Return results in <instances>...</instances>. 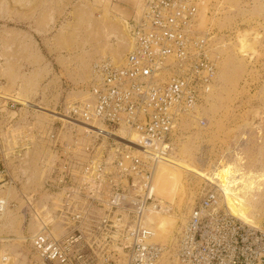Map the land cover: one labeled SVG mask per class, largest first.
<instances>
[{
    "label": "rangeland",
    "instance_id": "rangeland-1",
    "mask_svg": "<svg viewBox=\"0 0 264 264\" xmlns=\"http://www.w3.org/2000/svg\"><path fill=\"white\" fill-rule=\"evenodd\" d=\"M145 1L0 0V156L14 181L0 190L8 201L0 216V247L11 264H42L30 242L40 224L24 200L32 196L33 210L40 215L44 209L49 222L59 205L61 194L46 184L68 153L53 146L50 134L61 145L81 138V148L72 153L84 157L88 140L83 130L54 115L88 99L95 61H122L129 46L126 23L139 15ZM200 1L196 28L214 36L216 82L170 139L166 159L175 165L177 193L168 201L153 192L167 210L158 215L164 225L145 219L155 232L150 242L168 250L159 264H175L177 234L210 182L223 189L227 182L243 184L264 173V0ZM121 6L130 12L122 14ZM252 196L254 222L247 223L262 229L264 195ZM52 224L51 234L61 237L64 229L55 217ZM85 254L100 264L89 251Z\"/></svg>",
    "mask_w": 264,
    "mask_h": 264
},
{
    "label": "built area",
    "instance_id": "built-area-1",
    "mask_svg": "<svg viewBox=\"0 0 264 264\" xmlns=\"http://www.w3.org/2000/svg\"><path fill=\"white\" fill-rule=\"evenodd\" d=\"M201 4L146 0L126 23L129 46L122 61H95L88 99L67 105V124L85 128L84 157L72 153L81 148V138L61 145L51 133L53 146L68 153L46 184L61 194L59 205L49 222L44 209L40 215L33 210L32 196L24 200L40 224L30 242L42 264H92L86 251L100 264H158L164 246L150 242L153 231L145 223L148 208L160 209L151 193L154 165L169 157L177 124L194 114L216 82L214 36L196 28ZM96 124L134 134L142 152L95 132ZM3 160L0 156V190L14 183ZM7 207L0 197V216ZM53 217L64 229L59 238L50 231ZM175 258L176 264H264V227L254 229L232 217L209 183L177 234ZM0 264H11L1 247Z\"/></svg>",
    "mask_w": 264,
    "mask_h": 264
},
{
    "label": "bare ground",
    "instance_id": "bare-ground-1",
    "mask_svg": "<svg viewBox=\"0 0 264 264\" xmlns=\"http://www.w3.org/2000/svg\"><path fill=\"white\" fill-rule=\"evenodd\" d=\"M119 63V62H118ZM115 63V64H118ZM93 76V75H92ZM67 116V115H66ZM54 118L63 121L67 123V121L70 122L68 117H65V114H60L56 112V115H54ZM76 128H81L83 132L85 131V128L82 127V125L71 123ZM94 131L99 132L103 134L106 137H113L117 140L123 141L127 145H133L136 148V153L140 154L141 148H139L136 140V136L132 133H129L126 130H119L117 132H109L104 130L100 125L96 124L94 125ZM98 129V130H97ZM90 132V131H89ZM127 133L128 135L124 134ZM103 144H105V139H103ZM103 146V145H102ZM174 163L170 161V159H158V162L154 165L153 170V180L154 183L152 184V196L153 192H157V194L160 197H163L164 199L172 200V197L177 193V189L179 188L177 181V174L174 171ZM156 169V176L154 178V172ZM256 179L253 180V178L249 177L247 178L246 182L243 184H236V183H229L227 182V185H224V188L222 189L220 185H216V183H211L212 185H215L219 192L221 193L223 204L226 206V209L228 213L240 221L242 224L247 225L248 227L254 228V229H260L253 225L248 224L247 222H254L251 218V203L254 201V197L252 196L253 193L255 194H263L264 195V173L261 175H256ZM227 181V179H226ZM234 181V180H233ZM160 205V204H159ZM167 212L166 209L162 208L160 205V209H153L152 207L148 208V211L145 214V219L148 217L147 221L152 224H163V221L159 216H161L160 213ZM154 213V214H153ZM166 214V213H165ZM159 215V216H158ZM168 216V215H167ZM168 218V217H167ZM240 218H243L246 220V222ZM185 220H182V224H184ZM146 223V222H145ZM164 225V224H163ZM152 230V229H151ZM153 231V230H152ZM153 236H155V232L153 231ZM152 236V237H153ZM168 250L165 249L162 254V257L165 253H167ZM161 257V259H162ZM160 259V260H161ZM160 260L158 264L160 263ZM175 264H176V258H175Z\"/></svg>",
    "mask_w": 264,
    "mask_h": 264
},
{
    "label": "crops",
    "instance_id": "crops-1",
    "mask_svg": "<svg viewBox=\"0 0 264 264\" xmlns=\"http://www.w3.org/2000/svg\"><path fill=\"white\" fill-rule=\"evenodd\" d=\"M123 9H122V14H128V12H130L129 8L125 7V6H121ZM130 20V19H129ZM128 20V21H129ZM127 53V52H126ZM125 53V54H126Z\"/></svg>",
    "mask_w": 264,
    "mask_h": 264
}]
</instances>
